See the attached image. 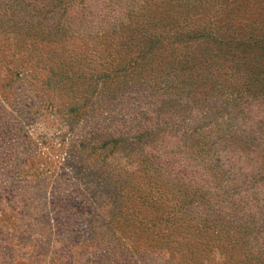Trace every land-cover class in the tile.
<instances>
[{"label":"rangeland","instance_id":"obj_1","mask_svg":"<svg viewBox=\"0 0 264 264\" xmlns=\"http://www.w3.org/2000/svg\"><path fill=\"white\" fill-rule=\"evenodd\" d=\"M217 1L213 12L206 0H189V35L197 32L198 16L220 18L221 24L243 12L249 13L248 22L261 19L255 26L263 33L264 0ZM171 3V15L180 19L179 26L185 24V2ZM100 5L108 7L105 12L109 6L124 14L150 12L151 25L166 16L163 8L155 10L166 6L164 0H101ZM54 13L0 0V264H264V102L229 106L224 101L229 92H238L247 73L229 69V63L203 66L204 55L194 59L193 53L188 68L178 52L188 46L197 51L204 40L167 26L158 30L163 39L156 50L131 70L134 81L155 71L149 72L155 77L151 86L141 78L142 88H134L141 104L132 96L118 103L108 97L113 86L91 72L98 61L101 72L113 75L110 57L98 52L104 48L99 40L63 27L52 40L27 33L26 27H16V33L12 28L15 17L44 21ZM224 43L221 52L259 53L240 42ZM141 48L147 52L137 39L130 51L122 48L119 54L135 64ZM159 87L177 92L171 103L177 107L125 124L126 112L141 117L140 106ZM189 95L197 100L192 108L179 102ZM153 123L148 144L164 166L174 168L185 197L178 206L171 201L158 206L161 212L174 210L173 219L152 233L134 234L119 217L112 225L100 220L113 216L109 200L117 183L106 172L126 168L120 157L129 147L123 140L115 143L116 137L127 128L152 129Z\"/></svg>","mask_w":264,"mask_h":264},{"label":"trees","instance_id":"obj_2","mask_svg":"<svg viewBox=\"0 0 264 264\" xmlns=\"http://www.w3.org/2000/svg\"><path fill=\"white\" fill-rule=\"evenodd\" d=\"M20 1L28 8H32L35 11L38 9H45L47 13L56 12L57 14L54 13L51 18H48L51 20V23H48V19L43 21L39 18L22 17V20L20 19L19 21V17H15L13 21L16 22L13 23L12 26L14 31L17 29L16 27H26L27 33H35L36 36L42 34L45 38H51L52 40L54 36H58L57 33H59L61 30L60 28L63 27V29L75 30L84 37L92 36L101 42L99 46H104V48L102 49L103 51L100 49L101 51L99 50L98 52L105 54V57H110L108 61L111 67L109 72L113 73L114 76L109 75L108 72H101L102 63L98 61L96 65L91 67V72H95L93 76H95V78L97 77V80L105 81L103 85L108 83V85L113 86L112 92H109L110 94L108 97L109 99H115L118 103L132 96L134 102L141 104L140 100L137 99L140 97V93H134V88H142L144 85L142 81L145 80H141V78L147 79V85L151 86V81H154L155 77L149 72L155 71L149 69V71H145L146 75L144 77L141 76L134 81V72L131 70L140 64V58L145 60V53H151L156 50L163 39L162 33L158 30H163V28L167 26H169V31H173V33L186 36L187 38H202L204 40V46L202 48H196L197 51L193 48L191 49L189 46L180 52L177 51L179 57L183 58L182 63L184 65L190 61L188 57L190 53H193L194 59L198 54H203V66L210 64L212 67H218L219 65L229 63V69L236 67L239 72L244 71L247 73L246 81H244V83L242 82L243 85L239 87L237 90L238 92H229V96L224 99L227 105L230 106L238 102L239 105L250 106L252 100L253 102H264V84L261 82V77L264 75V27L263 33L259 34L258 28L255 25L259 24L261 19H256L253 22L244 20L247 15H249V13H246L248 10L245 11L246 14L243 12V14L237 18L232 16L229 21L221 24L217 22L220 18L214 19V16L211 15L207 17L198 16L197 23L202 28L199 25L195 26L194 28L197 32H195L194 35H189L188 29H186L188 28L189 0H179L185 2L182 6H187L185 15L181 17L183 21H185V24H181L180 26L178 24L180 19L175 17V15H171L172 0H164L165 7H160V5L157 6L155 10L163 8V10L166 11V16L158 20L156 24L154 22V25L150 24V12L133 14V12L128 11V14H124V12L116 10L118 6H109L108 12H105L108 7L105 8V6H101V0ZM126 1L128 2V0ZM206 1L205 3H207L209 7L215 8L213 12H216L218 9L217 7H219L218 1ZM222 1L224 3V0ZM234 3L239 4L240 2L239 0L230 1V4ZM6 6L9 9H14V11L17 9L13 6L12 2H8ZM75 11L78 14V18L75 17L77 15L74 14ZM210 11L212 13L211 8ZM221 14L219 16H221ZM54 15H57V17L55 18ZM140 16L147 18L146 20H142V23L139 24H137L138 22L135 24L130 23L134 17ZM190 19L193 20L194 17L192 16ZM211 19H214V22H212ZM248 26H250V30H247ZM184 29H186L185 32ZM137 39H140L143 46L147 48V52L144 48H141L140 52L142 55L140 54L137 56L138 60L135 61L134 64V62L129 61L128 58H121L122 56H120L119 51L122 48H126L130 51L131 46L135 44ZM225 40H229V42H225ZM237 42H240L242 46H246L244 48L249 49V52L258 50L259 53H255L252 56L250 54H240L233 48H229L223 52L219 49L220 45L223 43L238 44ZM190 66V63H188V68ZM182 70L185 72V69ZM259 81L261 82L260 85L258 84ZM162 87L154 88L150 91V94L143 102L144 105L140 106L141 117L140 114L134 115L132 111L126 112L123 120L125 124L128 125V121L133 117L132 122L135 123L134 125H137L139 122L144 121V118L148 117L149 114L158 113V111L163 113L165 107L170 106L171 109L177 107L176 105H171V103H174L172 97L179 96L176 94L177 92L170 93ZM184 91L183 89V92ZM93 94L94 93H91V95ZM196 101L195 95L179 97V102L189 108L195 106ZM80 107H82V105L76 106V109ZM172 112L179 116V112L176 110ZM122 113L124 114L125 112L122 111ZM157 113L156 115L158 116ZM181 117L183 118L184 116L181 115ZM249 121L251 126H258V128H260L258 122ZM151 127L152 129H149L148 125H144L143 129L135 131H131V128H127V132H124L122 136L116 137L115 143L123 140L127 143V147H129L127 152H123L120 157L123 159V163L126 162V168H123V172H121V170L117 171L116 174H114V171L106 172V174H112L114 181L117 183L114 186L116 192L112 195L113 198L109 200L110 206L113 207L112 211H110V215L113 216H100L101 221L107 220V225H112L115 217H119L122 224L126 223V229L131 230L134 234L138 233L142 235L143 233H152L156 225H162L164 221L174 218L175 215H172L174 210L161 212V209L158 208L160 203H163V201H171L178 206L185 197L184 193L181 192L182 187L177 184L174 168L164 166L165 162L158 160L159 156L156 155L157 153L153 152V149L148 144L149 134L154 132L156 123H153ZM136 142L137 144H134ZM132 144L135 146H131ZM114 147L115 145L112 147V150ZM149 209H152L151 214L147 213ZM158 213L160 214L158 215ZM211 213H213V211ZM206 221H209V219ZM198 229L195 232L196 234L199 232ZM86 246L91 247L92 245L91 243H87Z\"/></svg>","mask_w":264,"mask_h":264}]
</instances>
